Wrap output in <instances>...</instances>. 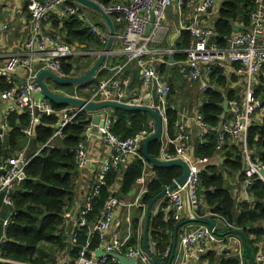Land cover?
I'll list each match as a JSON object with an SVG mask.
<instances>
[{
  "label": "built area",
  "instance_id": "1",
  "mask_svg": "<svg viewBox=\"0 0 264 264\" xmlns=\"http://www.w3.org/2000/svg\"><path fill=\"white\" fill-rule=\"evenodd\" d=\"M174 0H130L127 4L118 3L105 6L101 4L107 14H109L114 24H120L123 31L116 32L115 39L125 44L126 61L117 65L113 69V75L110 80L101 82L96 95L102 99L119 101L122 103H140L144 99L138 94L127 92L129 81L122 80V73L129 64H136L139 68L143 87L147 90L156 88L157 103H153L152 95L149 104L157 108L163 122L167 121L166 110L168 106V96L172 90L169 83L163 82L160 74V65H169L170 58L179 52H185L187 59L185 62L186 77L198 81L203 91H206L209 85V77L216 66H222L230 63H236L244 68L246 89L242 98H235L229 101L230 118L223 122L216 130L215 135L219 140L217 149L224 147L226 137L233 139L243 145L244 148V176L242 186L250 196L249 188L255 180L264 183V162L253 158L248 152L247 136L253 121L256 120V112L261 106L255 96L256 75L264 66V0H254V8L251 10L249 19L251 28L240 31L228 38L226 47H221L213 38L216 36L214 27L195 26L188 24L185 29L190 31L193 38L192 45L184 50L176 49L172 46L160 47L166 42L170 29L165 23V15L168 8ZM217 0H196L195 10L199 14L210 12L216 5ZM63 5L60 10L59 18L67 15L75 19L87 22L80 7L69 0H28L27 11L30 14L29 33L24 40L23 48L20 51L8 52L5 61L0 65V77L11 85V88L4 91L0 96V106H4V112L0 120V142H3L9 129V118L13 112H27L30 116L29 128L23 130L28 137L35 133V127L39 125L44 117H49L56 113L51 101L42 93V88L37 82L39 71L50 70L57 75L64 77L62 59L75 54L72 46L60 41L54 32L45 31L44 25L49 21L51 12L58 5ZM178 6L183 7L185 0H178ZM152 25L149 33L148 27ZM91 31L100 37L102 45L107 44L108 35L104 33L97 25H91ZM6 30V25H0V32ZM104 51L100 54H102ZM1 57V48H0ZM169 58V60H168ZM157 66L159 70H157ZM144 91V92H143ZM76 97L75 95H71ZM79 98V97H77ZM95 99L93 97L91 100ZM74 113H67V108L61 112L62 119L59 121L53 137H62L63 129L83 110L77 108ZM192 120L199 136H211L213 130L205 122L201 114L194 117L188 114L180 113L179 119L175 124V136L173 139L167 138V144L162 149L161 159L173 160L181 159L189 164L190 174L185 186H178L173 191H168L156 206L153 212H171L174 220H180L186 207L192 212L191 218H195V210L200 205L199 189L201 187V173L207 166L208 158H193L191 148L193 147V134L190 130L188 121ZM113 119L107 116L104 126L99 128V140L108 148V158L105 160L101 169L94 176V185L89 193L84 196L77 195L74 199L76 208H71L65 215L70 218L74 215L77 223L74 228L85 227L87 225L86 215L93 211V200L100 192L103 185L106 184L108 175L111 172L118 171L130 159L140 158L144 160V155L140 152V147L145 139L156 130V124H150L148 129H144L133 136L123 139L112 131ZM164 133L166 134L165 127ZM91 136V126L87 128L86 139ZM173 145L176 154L171 156L168 146ZM75 162L82 170L91 169L94 160L89 156L87 145L84 141L80 142L75 149ZM27 157V148L21 150L11 157L0 156V194L3 195V202L11 207L15 206L14 195L17 189L27 179L26 169L32 158ZM113 174V173H112ZM145 182V178L140 179V183ZM143 186V185H140ZM145 187V186H143ZM145 193H135L137 200ZM251 197V196H250ZM137 202V201H136ZM126 202L116 196H110L104 205L101 217L90 227V235L98 234L99 247L88 253L87 246L80 252L75 264H104L108 259V252L124 253L127 257H136L137 264H150L146 253L134 246L125 247V242L121 237L120 231L113 228L115 217ZM130 205V204H127ZM16 214V210H13ZM208 214H212L208 212ZM211 217V216H209ZM9 218H3L0 212V222L4 230L10 225ZM217 221L225 224V227L233 229L234 227L219 217ZM73 228V229H74ZM113 228V229H112ZM264 228V226H263ZM214 230L208 225H200L195 229L186 231L180 235V245L183 250V262L199 261L207 253L209 247L216 241ZM72 244L77 242V234L72 231L70 237ZM0 239V264L7 262L1 255ZM258 249L254 257L256 264H264V236L257 245ZM152 251L155 250L156 243L150 242ZM103 250L105 256L97 257L96 252ZM170 251L166 250L161 254L163 258L169 256ZM154 254V253H153ZM241 263L246 264L243 251L239 253ZM117 261L116 259H113ZM66 257L59 259L57 263L65 264ZM118 262V261H117Z\"/></svg>",
  "mask_w": 264,
  "mask_h": 264
},
{
  "label": "trees",
  "instance_id": "2",
  "mask_svg": "<svg viewBox=\"0 0 264 264\" xmlns=\"http://www.w3.org/2000/svg\"><path fill=\"white\" fill-rule=\"evenodd\" d=\"M98 1L105 6L123 3L118 0ZM253 8L254 0H222L213 26L216 32L213 41L221 47H226L228 38L237 33L233 30L234 22L242 19L247 24ZM52 22L54 35L60 41L72 47L74 42H79L87 44L88 48L95 47L100 51L105 48V45L101 44L100 37L91 31L84 20L80 21L71 15H67L63 18H55ZM115 29L117 33L123 31V27L116 23ZM178 43L175 46L179 50L189 48L193 43L190 31L185 29L182 42ZM173 57L178 63L185 62L187 54L181 51ZM125 59L120 58L117 61L118 58H112L105 62L102 65L105 68L98 73L97 77L90 81L87 86L80 88L79 96L89 99L98 87L99 82L110 77L109 68L122 64ZM93 61L94 59L91 57L73 54L62 60L64 73L71 77L85 74L91 68ZM159 67L162 73L169 70L167 65H160ZM133 69L134 66H130L128 70L132 71ZM137 69L139 68L137 67ZM136 73L138 74V70ZM232 81L229 79L225 67L222 66H216L209 77L210 87L203 92V102L199 112L206 124L214 129V132L211 136L197 137L198 158L206 157L209 159L223 151L225 168L232 172H242L241 178H243L245 163L243 145L239 143L234 146V143L230 142L231 139H227L224 148L222 150L217 149L219 140L215 135L221 124L229 119L228 111L224 110L225 100L230 101L241 98L240 87H231ZM169 84L172 90L168 97L167 121L164 123L166 134H163V138L150 142L148 146L149 154L155 158H161L165 138H174L175 124L180 113H182L181 110H183L182 108L177 109L172 104L180 96L175 92V84L172 81ZM135 86L136 84L133 82L132 87ZM10 88L11 85L3 77H0V96ZM69 95L73 94L69 93ZM255 96L257 98L264 96V91L261 92L259 88H256ZM52 105L56 113L51 117H45L35 127V134L32 137H28L23 131L30 126L29 114L27 112H13L9 118V129L5 139L0 142V156L2 157L14 156L25 148H27L28 158L34 156L26 169L27 179L15 192L13 198L15 206L11 207L4 204L3 195L0 194L2 217L11 220L9 227L5 230L2 222H0V239H3L1 255L7 261L1 264H53L65 257V264H75L79 252L84 247L87 246L88 253L99 247L98 234L92 233L89 239L90 227L101 217L106 201L110 196H116L124 201V198L130 196L132 191L141 185L140 179L145 178L146 172L151 168L154 175L146 180V192L139 200L135 197V201L131 202H140L141 207L138 209L140 214L134 220L132 236L124 247L125 250L127 246L136 248L139 246L143 250L142 239L146 208L157 194L173 184L181 175V169L179 167H153L145 158L144 160L140 158L130 159L123 166H120L118 171L111 172L108 175L106 184L101 187L100 192L93 200V211L86 215L87 225L74 228L77 223L74 215L70 218H66L65 215L75 206V197L81 194L79 190L83 182L82 177L86 179V175L82 173L83 170L75 162V149L82 141L87 145L85 133L86 128L92 121L93 114L91 111H82L63 130L62 137H53L57 129L59 116L63 109L68 108L69 105L56 103H52ZM192 107L190 106L189 110ZM111 110L113 111L110 116L113 119L112 131L123 139L148 129L150 124L155 123L153 116L147 111ZM191 111L193 114V110ZM184 113L189 114L185 111ZM143 144L140 147L141 154H143ZM247 147L251 150L253 158H258L259 161L264 162V116L261 122L255 120L250 127ZM168 151L171 156L176 154L175 147L171 144L168 146ZM93 185L94 181L90 190ZM249 193L252 203H239L233 187L227 183L222 172L218 171L217 167L208 164L201 173L200 205L195 210V214L199 219L211 216L216 222L221 217L234 228L241 229L246 236V245L251 248L252 255L255 257L258 249L257 245L264 236V183L255 180L249 188ZM158 201L153 206V210ZM74 208H76V212L78 207L75 206ZM14 209L16 214L13 213ZM208 212L215 215L208 214ZM142 217L143 219H141ZM179 222H181V219L174 220L171 212L162 211L158 214L152 212L149 226V244L152 241L156 243L153 253L164 263L167 260L161 254L166 250H171L173 232ZM200 225L204 224L193 222L179 227L178 245L180 235L186 232L184 229H195ZM217 229L220 233V228ZM72 231L77 234L76 244H72L70 241ZM231 236L241 239L244 260L246 264H250L243 239L238 235L232 234ZM122 255L125 254L122 253ZM113 259L112 256H109L104 264H118ZM149 261L150 264H155L150 259ZM211 261L215 264L217 260L214 261L212 257ZM216 264L242 263L237 254H229L218 260Z\"/></svg>",
  "mask_w": 264,
  "mask_h": 264
},
{
  "label": "crops",
  "instance_id": "3",
  "mask_svg": "<svg viewBox=\"0 0 264 264\" xmlns=\"http://www.w3.org/2000/svg\"><path fill=\"white\" fill-rule=\"evenodd\" d=\"M27 1L28 0H0V25L1 24L6 25V30L0 32V48H1L0 65L4 63L5 56L8 52L20 51L23 48L24 40L26 39L30 29L29 28L30 14L27 11V3H28ZM94 1L99 2L98 0H94ZM118 1L123 2L125 4L129 2V0H118ZM185 1H186L185 5L183 7H179L174 0L173 4L168 8L164 21L165 23L167 22L166 24L168 25L170 32L166 42L161 44L160 47H169V46L176 47L175 45L178 42H179L178 44H180L182 42L183 31L185 30V27L188 24L193 23L195 26H206V27L210 26L213 28L214 22L217 19V13L222 0H217L215 7L206 14H199L196 12L195 10L196 0H185ZM74 3L80 7L79 9L83 13L84 17L87 19L88 23L86 24L87 26H89V28L93 24L97 25L104 33H106L109 36V27L106 21L103 19L102 15L97 10L91 7L83 6L75 1ZM99 3L102 4L101 2ZM62 7L63 5L60 4L57 6L56 9H54L51 12L50 20L44 25L45 31L54 32L52 20L55 18L59 19L60 16L59 13ZM235 26L242 28L241 30L235 32L248 30L251 28L250 19L248 20L247 24L242 19H240L239 21L234 22L233 28ZM125 47L126 46L124 42L115 39L112 44L111 51L110 53H108V57L105 62H107L109 59L111 60L112 58H118L117 61H119L120 58H126ZM73 48L75 50V55L88 56L94 59L93 64L96 62V60L100 56V53L102 52L95 47L88 48L87 44H81L79 42H74ZM125 61L126 59L123 61V63ZM130 66H134V69L132 71L128 70ZM168 66H169L168 67L169 70L166 73H162L161 70L159 71L163 78V82L171 83L172 81V83H174L176 86L175 89L176 94L180 96V98L176 102H172V104L179 110L182 108L183 109L181 110L182 114H185L184 111L189 114H192L191 110H193V114L198 113L203 102V92H205L202 90L200 83L198 81H193L186 77V70L184 63L179 64L176 61L175 68H172V64H169ZM224 67L226 69L229 79L233 80L231 82V87L233 88L240 87L239 93L242 98V96H244L245 94V89H246V83H245L246 77H245L244 68L236 63L226 64L224 65ZM104 68L105 67H103L102 69ZM113 69L114 68L111 67L109 68L111 72L110 76H112L114 73ZM136 69H137L136 64L127 65L124 72L122 73V80L127 79L129 81L128 88H126V90L130 94H137L138 92H141L142 88L147 90L145 87H143V81L140 70L137 69L138 70V74H137ZM256 78L257 81L255 83V89L259 88L261 92H263L264 66L261 68V71L256 75ZM46 80L47 79H45V82ZM133 82H135L136 84L135 87H132ZM151 93H153L152 88H150L149 92L145 91L144 100L147 99L149 101L150 96H146V95H149ZM263 97L264 96L260 98L257 97L256 98L259 102V100ZM190 106L191 107L193 106L191 110H189ZM261 108L262 109L260 110H264V103L261 106ZM3 109L4 106L3 105L0 106V120L4 112ZM104 112L106 113V116H111V112L113 113V111L108 108L105 109ZM95 113H101L104 115V113H102L101 110ZM263 116L264 113L258 118L257 121L261 122ZM228 118H230V115ZM188 124L190 125V130L194 137L197 134V128L195 127L192 120H189ZM230 142H233L234 146L239 144V142L233 140H230ZM166 144H167V140L165 138V145ZM223 148H221L220 150H222ZM87 150L89 156L94 160V165L93 167H91V169L82 171L83 175H86V179L82 177L83 178V182L81 185L82 189L79 191V193H81L80 194L81 196H84L90 190V187L94 181L93 178L94 172L96 175L97 172L100 170L102 162H104L108 158L107 146L104 145L96 135L91 136L87 140ZM248 152H251V150L248 149ZM222 153L223 151L219 152L214 157L209 158L207 165L211 164L217 167L218 171L222 172L223 176L227 180V183L233 187L234 194L237 196L239 203L241 202L252 203V198L247 194L246 190L243 188L241 183L242 172H235V171L232 172L226 169L224 166L225 157L223 156ZM193 158L198 159L195 158L194 156ZM153 175H154L153 171L151 170V168H149L144 176L145 182L144 183L141 182V185L145 187L140 186L141 189L146 188V183H147L146 180L152 178ZM117 188L119 189L120 187L118 186ZM133 192L134 191H132V193ZM137 202L126 203L122 207L121 211L118 212V214L115 217L113 228H117L120 231L121 237L123 238L125 244H127L129 239L131 238L134 220L136 219L137 215L140 214L138 210L139 208H136V206L138 205L136 204ZM122 211L123 214L121 215ZM191 216H192L191 210L189 209V207H186L181 215V221L185 219H189L191 218ZM145 217H146V213H145ZM195 218H197V215ZM141 219H143V217ZM216 226L217 228H219L220 226V230H222L220 232L221 235H218L215 243L209 247L207 253L205 254L206 257L204 256V258L199 261H188L187 263L183 262V256H184L183 250L179 243V245L177 244L178 246L176 248V256H175L176 263L177 264H213L211 261L212 257L214 258V261L215 260L218 261L222 259L224 256H227L229 254H237L239 256V253L242 251L243 248L241 239L238 237L231 236L232 234H226L228 229L225 227L224 223L217 221ZM144 228H143V232H144ZM184 230L189 231L191 229H184ZM148 236L150 238L149 233ZM142 244H143V239H142ZM137 247L140 248L139 246ZM160 261L163 262L162 260ZM217 261H215V264L217 263Z\"/></svg>",
  "mask_w": 264,
  "mask_h": 264
},
{
  "label": "water",
  "instance_id": "4",
  "mask_svg": "<svg viewBox=\"0 0 264 264\" xmlns=\"http://www.w3.org/2000/svg\"><path fill=\"white\" fill-rule=\"evenodd\" d=\"M69 1H75V2H77L83 6L91 7L93 9L97 10L102 15L103 19L106 21V23L109 27L108 41H107V44L103 50L104 52L102 54H100V56L96 60V62L82 76L63 78V77H59L58 75H56L52 71H48V70L41 71L38 75V82H39L40 87L42 88V93L45 97L50 99V101L53 103L62 104V105H72V106L85 107L87 110L93 111V112H98L101 109H105V108L123 109V110H129V111L142 110V111L149 112L153 116L155 123H156V130L153 134L148 136L144 141V144H143L144 157H145L146 161L150 162V164L153 167H157V168H160V167H179L181 169V175L173 182V184H171L169 187L163 189L159 194H157L151 200V202L148 204V206L146 208L145 228H144V232H143L142 247H143V250L146 253V255L155 264H172L173 260L175 258L176 248H177V244H178V228L179 227H182V226L189 224V223L197 222V223L208 225L210 228H212L214 230V233L216 235H221V234L218 232L216 223L212 217H207L204 219H199V218L185 219V220H182L181 222H179L175 227V230L173 232V244L171 247V253H170L168 261L166 263L161 262L153 254V251H152L150 244H149V236H148L150 221L152 218L153 206L155 205V203L158 200H160L162 197L166 196L168 191H173L178 186H181V187L185 186L187 179L189 177V174H190V167H189V164L187 162H185L184 160H181V159L163 160L160 158H155L149 154V151H148L149 143L154 141V140L163 138L164 122H163V117H162L160 111L157 108H153V106H150L149 101L147 99H145V100L143 99L142 102L136 103V104L135 103L134 104L122 103V102L114 101V100L96 103V102H91V101H85V100H82L80 98L71 96L69 94H64V93L59 94V93L51 90L47 86V84L45 83V80H44L46 77L52 79L58 85H80V84L83 85V84L88 83L89 81L93 80L94 78H96V76L98 75V73L100 71L101 66L105 63V61L108 57V53H110L112 44L115 40L116 29H115V24L113 22V19L109 14H107L105 12V10L103 9V7L101 6V4L99 2L94 1V0H69ZM175 2L178 3V0H175ZM151 27H152V25H149L147 33H149ZM233 29H234V31H238V30H241L242 28L235 26ZM170 62L172 63V68H175L176 67V60L174 58H171ZM157 70H159L158 66H157ZM137 94L139 95L140 92H138ZM153 103L154 104L157 103L156 88L153 90ZM263 103H264V97L259 100V104L261 106L263 105ZM224 110L226 112L229 110V100L228 99L225 100V102H224ZM93 122H94V133L97 134L98 128L104 126L105 115H103L101 113H95L93 115ZM194 137H195V139H194V142H195L194 157L197 158L198 157V143H197L198 134H196ZM226 234H234V235L240 236L245 243L246 255L249 258L250 264H256L254 256L252 255L251 248L248 245H246L245 233L241 229L233 228V229H229ZM105 255L106 254L103 250H98L96 252L97 257H102ZM107 256L108 257L109 256L116 257L121 264H137V261H138L136 257H127L125 255L116 254V253L107 254Z\"/></svg>",
  "mask_w": 264,
  "mask_h": 264
},
{
  "label": "bare ground",
  "instance_id": "5",
  "mask_svg": "<svg viewBox=\"0 0 264 264\" xmlns=\"http://www.w3.org/2000/svg\"><path fill=\"white\" fill-rule=\"evenodd\" d=\"M63 59H64V58H63ZM63 59H62V60H63ZM102 68H103V67L101 66L100 71H101ZM42 71H45V70H42ZM48 71H50V70H48ZM100 71H99V72H100ZM40 72H41V71L38 72V75H39ZM55 74H56V73H55ZM38 75H37V82H38ZM56 75H57V74H56ZM64 75H65V73H64ZM82 75H83V74H82ZM82 75H78V76H82ZM58 76H59V75H58ZM59 77H61V76H59ZM70 77H71V76H67V75H65L63 78H70ZM72 77H75V76H72ZM96 77H97V76H96ZM110 78H111V77H109L108 79H103L102 81H104V80H110ZM45 79H50V78H47V77H46ZM45 79H44V80H45ZM94 79H95V78H94ZM94 79H93V80H94ZM51 80H52V79H51ZM52 81H53V80H52ZM91 81H92V80H91ZM102 81L99 82L98 87L94 90L92 96H91L89 99L81 98V97L79 96V91H80V88H82V87H84V86H87V84H88L90 81H89L88 83L83 84V85H81V84H80V85H72V86L74 87V89L71 91V93H72L73 95H75L76 97H79L80 99L85 100V101H91V102H96V103L104 102V101H112V100H108V99H102L99 95H96V92H97V90H98V88H99V86H100V84H101ZM38 83H39V82H38ZM45 83H46V82H45ZM65 86H70V85H65ZM55 92H56V91H55ZM3 93H4V92H3ZM3 93H2V94H3ZM57 93H58V92H57ZM2 94H1V95H2ZM59 94H61V93H59ZM64 94H69V93H64ZM93 97H95V99L91 100ZM47 99H48V98H47ZM49 100H50V99H49ZM51 103H53V102H51ZM77 108H83L82 111H86V110H87L85 107H79V106H72V105H69V107L67 108V113H74V112L77 111V110H76ZM105 109H107V108H105ZM105 109H101V112L104 113V115H105V120H106L107 116H106V114H105V112H104ZM82 111H81V112H82ZM87 111H89V110H87ZM81 112H80V113H81ZM91 112H92V114L94 115L95 112H93V111H91ZM80 113H79V114H80ZM258 113H259V110L256 112V116L258 115ZM197 114H201V113L198 112V113H196V115H197ZM190 115H193V114H190ZM201 115H202V114H201ZM51 116H52V115H51ZM51 116H49V117H51ZM44 118H45V117H44ZM61 119H62V116L60 115V116H59V120H58V122H57V126H58L59 121H60ZM74 119H75V118H74ZM74 119H73V120H74ZM73 120H72V121H73ZM72 121H71V122H72ZM254 121H255V120H254ZM254 121H253V122H254ZM71 122H70V123H71ZM70 123H69V124H70ZM67 126H68V125H67ZM67 126H66V127H67ZM89 126H91V135H93V136L96 135V136H98V138H99V130H98V133H97V134L94 133V122H93V116H92V121L90 122V124L88 125V127H89ZM251 126H252V125H251ZM66 127H65V128H66ZM88 127H87V128H88ZM65 128H64V129H65ZM87 128H86L85 136L87 135ZM64 129H63V130H64ZM227 139H231V138H229V137L227 136V137H226V140H225V143L227 142ZM231 140H233V139H231ZM247 141H248V136H247ZM225 143H224V144H225ZM249 153H250V155H251V152H249ZM197 158H198V157H197ZM261 182H262V181H261ZM142 190H144V191L146 192V188L141 189V192H142ZM259 243H260V242H259ZM169 251H170V253H171V250H169ZM112 253H116V252H108V254H112ZM170 253H169V256H170ZM116 254H118V253H116ZM169 256L166 258L167 261H168V259H169ZM175 256H176V254H175ZM113 258L116 259V260L118 261V264H121V263L119 262V260H118L116 257H113ZM117 261H116V262H117ZM172 264H177L176 261H175V258H174Z\"/></svg>",
  "mask_w": 264,
  "mask_h": 264
},
{
  "label": "rangeland",
  "instance_id": "6",
  "mask_svg": "<svg viewBox=\"0 0 264 264\" xmlns=\"http://www.w3.org/2000/svg\"><path fill=\"white\" fill-rule=\"evenodd\" d=\"M174 48H176V47H174ZM177 49V48H176ZM178 53V52H177ZM176 54V53H175ZM174 54V55H175ZM173 55V56H174ZM171 57V58H174V57ZM170 58V59H171ZM46 84H47V86L51 89V90H53V91H56V92H58V93H71V91L74 89V87L73 86H65V85H58L57 83H55L54 81H52V80H50V79H47L46 80ZM80 94V93H79ZM139 95H141V96H143V97H145V95H144V93H142V92H140V94ZM150 95H152V97H153V93H151ZM262 109V108H261ZM264 113V110H259V113H258V115L256 116V120H258V118L262 115ZM186 114V113H185ZM196 114H193V115H190V114H188V116H190V117H194ZM198 134V133H197ZM199 136V135H198ZM194 146H195V142H194V139H193V147L191 148V153H193V155H194ZM161 159V158H160ZM82 184V183H81ZM82 189V188H81ZM80 189V190H81ZM79 190V191H80ZM134 192L130 195V196H128L127 198H124L123 200L126 202V203H131V202H134L135 201V193L137 192V193H140L141 192V187H140V185L139 186H137V188L136 189H134L133 190ZM136 204H138L137 206H136V208H139V207H141V205H140V202L138 201ZM124 211V210H123ZM123 211L121 212V215L123 214ZM264 226V225H263ZM219 228H220V226H219ZM222 231V230H221Z\"/></svg>",
  "mask_w": 264,
  "mask_h": 264
},
{
  "label": "clouds",
  "instance_id": "7",
  "mask_svg": "<svg viewBox=\"0 0 264 264\" xmlns=\"http://www.w3.org/2000/svg\"><path fill=\"white\" fill-rule=\"evenodd\" d=\"M104 50V49H103Z\"/></svg>",
  "mask_w": 264,
  "mask_h": 264
}]
</instances>
